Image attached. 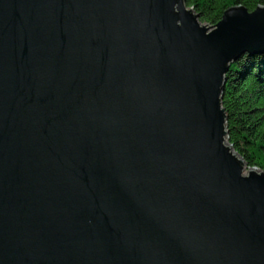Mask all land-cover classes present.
Returning a JSON list of instances; mask_svg holds the SVG:
<instances>
[{
	"label": "water",
	"instance_id": "1",
	"mask_svg": "<svg viewBox=\"0 0 264 264\" xmlns=\"http://www.w3.org/2000/svg\"><path fill=\"white\" fill-rule=\"evenodd\" d=\"M264 6L0 0V264H264V172L226 74Z\"/></svg>",
	"mask_w": 264,
	"mask_h": 264
},
{
	"label": "trees",
	"instance_id": "2",
	"mask_svg": "<svg viewBox=\"0 0 264 264\" xmlns=\"http://www.w3.org/2000/svg\"><path fill=\"white\" fill-rule=\"evenodd\" d=\"M202 23L217 24L225 11L242 6L249 11L264 0H185ZM222 105L227 114L228 143L248 164L264 172V53L245 54L226 74Z\"/></svg>",
	"mask_w": 264,
	"mask_h": 264
},
{
	"label": "rangeland",
	"instance_id": "3",
	"mask_svg": "<svg viewBox=\"0 0 264 264\" xmlns=\"http://www.w3.org/2000/svg\"><path fill=\"white\" fill-rule=\"evenodd\" d=\"M202 23V22H201ZM203 25L205 24V23H202ZM206 25V24H205ZM249 169L250 168H247V169H245V173L247 174V172L249 171Z\"/></svg>",
	"mask_w": 264,
	"mask_h": 264
}]
</instances>
